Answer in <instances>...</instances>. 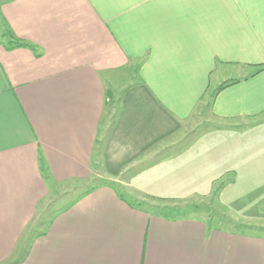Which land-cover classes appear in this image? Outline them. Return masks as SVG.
Wrapping results in <instances>:
<instances>
[{
  "label": "crops",
  "instance_id": "0c3cea01",
  "mask_svg": "<svg viewBox=\"0 0 264 264\" xmlns=\"http://www.w3.org/2000/svg\"><path fill=\"white\" fill-rule=\"evenodd\" d=\"M0 16L39 54L0 45V264H264V235L159 216L110 185L25 233L37 224L40 159L54 178L88 175L104 117L102 73L133 65L136 82L103 145L108 173L137 164L210 95L212 119L187 157L209 130H224L226 146L201 153L212 176L194 177L210 185L193 191L205 197L221 181L218 209L264 229V152L253 155L264 151V0H0Z\"/></svg>",
  "mask_w": 264,
  "mask_h": 264
},
{
  "label": "rangeland",
  "instance_id": "374dc122",
  "mask_svg": "<svg viewBox=\"0 0 264 264\" xmlns=\"http://www.w3.org/2000/svg\"><path fill=\"white\" fill-rule=\"evenodd\" d=\"M7 26L0 16V31H6ZM6 39L0 38L3 43L6 42ZM136 73V65L113 71L107 70L102 73L105 87L104 117L100 122L91 147L93 153L88 163V175L84 177L54 178L47 162L42 158L40 159L38 168L44 188L42 189V198L36 207L34 218V221H37L36 227L25 232L29 233V236L26 235V239L36 232L41 233L42 228L51 220L54 213L68 206L90 189L102 185L112 186L118 194L136 206H141L148 211L160 213L167 217L201 216L210 219L212 225L222 227L228 225L236 233L264 235V229L239 224L236 222L237 218L233 213H224L218 209L220 203L217 195L221 181L210 187V191L205 193V197H199V192L193 191L197 185L204 189L210 185L208 181L199 183L200 181L194 182L193 179L196 176L210 174L209 166L201 164V161H203L201 153L204 155L210 153L215 157V154L219 153L218 146H221V148L226 146L224 140L227 134L224 130H209L202 141L194 143L195 148L192 156L187 157V154L191 153L193 139L201 134L207 119H212L209 114L210 95H207L208 100H203L196 107L192 117L185 122L186 126L182 125L176 133L150 147L139 157L137 164L123 167L120 175L118 173V175L112 176L108 173L103 165V145L108 136L112 119L118 112L122 93L127 87L136 82ZM217 75L218 72L211 77V86H213ZM251 129H255L254 131L258 134L259 125H255ZM203 141H206V143L203 144ZM258 149L256 148L253 151V155L264 152L261 150L263 146ZM162 162L165 163L164 166H162ZM184 167L187 169V174L180 170ZM195 167L196 169H194ZM217 168V171L224 170L225 166L220 163L217 164ZM185 176L188 179L190 178L187 183L184 181ZM164 178L169 183L165 184ZM222 180L224 181L225 178ZM196 206L203 207L204 211L194 212ZM261 213L263 212L261 211ZM226 221L231 222L228 224Z\"/></svg>",
  "mask_w": 264,
  "mask_h": 264
},
{
  "label": "trees",
  "instance_id": "16d2710c",
  "mask_svg": "<svg viewBox=\"0 0 264 264\" xmlns=\"http://www.w3.org/2000/svg\"><path fill=\"white\" fill-rule=\"evenodd\" d=\"M3 38H5V39L7 38L6 42L3 43V42L0 41V45H2L6 50H13V49H16V48H27V49H30V50H32L33 52L36 53L37 48H36L35 45L29 44L26 41L18 38L11 31V29L8 26H7L6 31H4ZM35 55L39 56L38 53H36ZM157 215L163 216V217H167V216H164V215H162L160 213H157Z\"/></svg>",
  "mask_w": 264,
  "mask_h": 264
}]
</instances>
